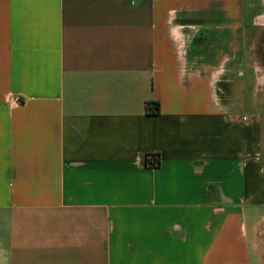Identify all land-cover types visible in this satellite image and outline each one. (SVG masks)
<instances>
[{
  "label": "crops",
  "instance_id": "0c3cea01",
  "mask_svg": "<svg viewBox=\"0 0 264 264\" xmlns=\"http://www.w3.org/2000/svg\"><path fill=\"white\" fill-rule=\"evenodd\" d=\"M256 27L264 0H0V264H264Z\"/></svg>",
  "mask_w": 264,
  "mask_h": 264
},
{
  "label": "rangeland",
  "instance_id": "374dc122",
  "mask_svg": "<svg viewBox=\"0 0 264 264\" xmlns=\"http://www.w3.org/2000/svg\"><path fill=\"white\" fill-rule=\"evenodd\" d=\"M246 54L251 63L263 67L264 65V29L256 27L247 32ZM251 57V58H250Z\"/></svg>",
  "mask_w": 264,
  "mask_h": 264
},
{
  "label": "trees",
  "instance_id": "16d2710c",
  "mask_svg": "<svg viewBox=\"0 0 264 264\" xmlns=\"http://www.w3.org/2000/svg\"><path fill=\"white\" fill-rule=\"evenodd\" d=\"M151 103H147L145 108H146V112L149 115H157L159 114V105L158 103H152L151 107L150 106ZM146 164L151 166V167H157L160 164V156L158 154H151V155H147L146 156Z\"/></svg>",
  "mask_w": 264,
  "mask_h": 264
}]
</instances>
